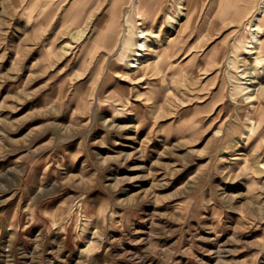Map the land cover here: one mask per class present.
<instances>
[{"label":"rangeland","instance_id":"374dc122","mask_svg":"<svg viewBox=\"0 0 264 264\" xmlns=\"http://www.w3.org/2000/svg\"><path fill=\"white\" fill-rule=\"evenodd\" d=\"M127 2L0 0V264H264V107L236 88L264 94V0H186L143 82L106 44Z\"/></svg>","mask_w":264,"mask_h":264},{"label":"bare ground","instance_id":"6f19581e","mask_svg":"<svg viewBox=\"0 0 264 264\" xmlns=\"http://www.w3.org/2000/svg\"><path fill=\"white\" fill-rule=\"evenodd\" d=\"M185 1L128 0L123 13L124 24H122V20L118 19L111 22L108 29L110 31L106 36V44L114 52V55L117 54V60L125 64V61L130 58L129 52H133V48H136L134 51L136 53L127 66V70L131 72L134 79L143 82L152 69H154V74L155 70L163 71L164 64L167 65L169 57L171 58L183 50L182 44H186L184 31L191 20L189 17L191 8L189 10L186 8ZM231 5H229L227 14L233 10ZM241 13L242 11L238 15ZM255 18L251 33L247 36V54L253 58L254 65L261 64L262 61L259 52L262 48L264 35V2L263 7L260 8V17L256 16ZM215 21L210 13L209 24L210 22L215 23ZM130 35L133 38L130 39L128 37ZM135 38H138V41ZM113 54L112 56H114ZM256 75L259 74L254 70L245 72L242 74L244 82L238 83L236 87L241 94V101L247 104V113L251 115L248 120L252 127H255L257 120H260V112L264 107V94L258 95L261 86L251 82V79ZM136 117L138 118V115H134L130 126H137L138 119ZM103 121L105 120L103 119ZM254 129L249 128L248 133L254 135Z\"/></svg>","mask_w":264,"mask_h":264}]
</instances>
